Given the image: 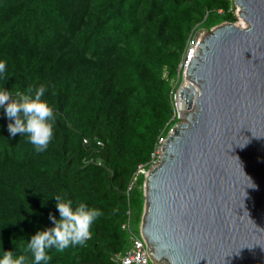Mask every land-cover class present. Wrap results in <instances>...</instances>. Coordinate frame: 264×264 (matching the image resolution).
I'll list each match as a JSON object with an SVG mask.
<instances>
[{
	"label": "trees",
	"instance_id": "1",
	"mask_svg": "<svg viewBox=\"0 0 264 264\" xmlns=\"http://www.w3.org/2000/svg\"><path fill=\"white\" fill-rule=\"evenodd\" d=\"M235 10L234 0H0V91L44 86L55 116L37 152L0 108V258L33 264L27 243L54 227L61 195L103 215L84 246L48 249L46 264H116L130 248L128 211L132 225L144 212V177L130 191L133 177L179 122L171 94L189 40L235 24Z\"/></svg>",
	"mask_w": 264,
	"mask_h": 264
},
{
	"label": "water",
	"instance_id": "2",
	"mask_svg": "<svg viewBox=\"0 0 264 264\" xmlns=\"http://www.w3.org/2000/svg\"><path fill=\"white\" fill-rule=\"evenodd\" d=\"M234 3L248 28L202 38L181 88L186 122L145 178L155 264H264V0Z\"/></svg>",
	"mask_w": 264,
	"mask_h": 264
},
{
	"label": "clouds",
	"instance_id": "3",
	"mask_svg": "<svg viewBox=\"0 0 264 264\" xmlns=\"http://www.w3.org/2000/svg\"><path fill=\"white\" fill-rule=\"evenodd\" d=\"M5 72L6 62L0 61V74ZM183 77L179 75V78L183 79L181 83L185 85ZM45 91L44 86L35 90L29 88L27 93L17 92L15 98L10 97L8 91H0V108H3L6 116L14 121L8 124L9 133L13 137L18 133L26 135L28 142L37 152L46 151L54 135L53 109L41 99ZM54 198L60 218L57 220L50 213L49 219L54 227L38 231L27 243V251L34 257L33 264H41V262L46 264L50 259L46 252L48 249L55 248L57 252H63L70 246H84L91 238V225L103 215L100 210L88 208L83 203L73 208V201L61 195ZM24 261V256L14 258L10 251L4 252L3 258H0V264H24Z\"/></svg>",
	"mask_w": 264,
	"mask_h": 264
},
{
	"label": "built area",
	"instance_id": "4",
	"mask_svg": "<svg viewBox=\"0 0 264 264\" xmlns=\"http://www.w3.org/2000/svg\"><path fill=\"white\" fill-rule=\"evenodd\" d=\"M198 34V33H197ZM197 34L192 36L190 38L189 43L187 45L183 60L179 66V75H183L184 78H186V72L188 71L189 66L191 65L192 60L195 57V54L198 50L199 43L202 39H197ZM184 84H182L179 88L175 90V88L172 91V98H173V104H174V119H177L181 117L185 113V111L181 112L178 108V103L180 102L182 104V98H181V88H183ZM173 132V130L170 131V133ZM167 138H160L158 145L156 147V151L153 154V160L151 162V166L148 169L146 165H140L133 177L132 183L129 187V190L131 191L133 186L135 185L136 181H138V178L144 177V179L148 176V173L154 169L156 166H158L160 162L159 155L162 152L163 146L167 142ZM85 144H88V141H84ZM145 184V182H144ZM132 213L131 211H128V220L122 225V230L125 231L128 234L129 242H130V248L129 250L124 254H118L115 255L113 260L116 262V264H155L152 262V260L149 257L148 250H147V244L142 234H139L134 231L133 225H132Z\"/></svg>",
	"mask_w": 264,
	"mask_h": 264
},
{
	"label": "rangeland",
	"instance_id": "5",
	"mask_svg": "<svg viewBox=\"0 0 264 264\" xmlns=\"http://www.w3.org/2000/svg\"><path fill=\"white\" fill-rule=\"evenodd\" d=\"M235 7H236V10H235V15H236V17H237V21H236V23H235V25L236 26H238V27H241V23L242 22H244V26H243V28H248V26H249V24L248 23H246V21H242L241 19H243L242 17H240V9H239V7L238 6H236L235 5ZM240 25V26H239ZM211 32V31H210ZM209 31H200L198 34H197V39H202V38H204V37H206L209 33H210ZM187 80V79H186ZM182 82H183V79H182ZM186 82V81H185ZM194 85H195V83H194ZM196 86V85H195ZM184 87V86H183ZM197 87V86H196ZM185 111V113H187V110L185 109L184 110ZM185 113L183 114V115H181V117L180 118H178V120H179V122L174 126V128L172 129V130H174L175 128H177L179 125V123L180 122H186V119H185ZM162 152L160 153V155H159V158L160 157H162ZM160 162H161V158H160ZM160 162L158 163V164H160ZM143 189H144V186H143ZM141 224V223H140ZM133 229H134V231L135 232H137V233H139V234H141V229H140V225H137L136 223H134L133 224Z\"/></svg>",
	"mask_w": 264,
	"mask_h": 264
},
{
	"label": "bare ground",
	"instance_id": "6",
	"mask_svg": "<svg viewBox=\"0 0 264 264\" xmlns=\"http://www.w3.org/2000/svg\"><path fill=\"white\" fill-rule=\"evenodd\" d=\"M240 11V10H239ZM242 21H245L244 19H241ZM245 24H244V22H242L241 23V27H243ZM240 26V25H239ZM187 79V80H186ZM190 79H189V75H188V71L186 72V78H185V83H188V82H190L189 81ZM193 85H194V83H193ZM195 86V85H194ZM183 101V100H182ZM186 104H185V102L183 101L182 102V104L179 102L178 103V108H179V110L181 111V112H183L185 109H186Z\"/></svg>",
	"mask_w": 264,
	"mask_h": 264
}]
</instances>
